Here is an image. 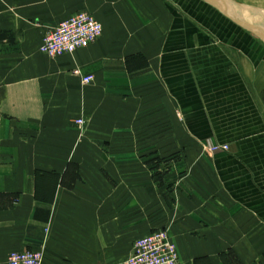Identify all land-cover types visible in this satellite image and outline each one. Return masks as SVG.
Wrapping results in <instances>:
<instances>
[{"label":"crops","instance_id":"crops-1","mask_svg":"<svg viewBox=\"0 0 264 264\" xmlns=\"http://www.w3.org/2000/svg\"><path fill=\"white\" fill-rule=\"evenodd\" d=\"M212 1L0 0V264L40 249L43 264H122L137 238L161 229L164 194L147 211L142 180L91 171L100 166L94 142L118 132V93L148 73L184 113L190 136L235 154H216L212 189L198 180L174 198L178 264H227L225 252L237 264H264V122L220 48H236L255 79L263 42L243 26L264 32V3ZM77 11L102 25L95 43L43 65L21 49L24 31ZM21 56L28 58L18 70ZM85 76L91 83L82 84Z\"/></svg>","mask_w":264,"mask_h":264},{"label":"rangeland","instance_id":"rangeland-1","mask_svg":"<svg viewBox=\"0 0 264 264\" xmlns=\"http://www.w3.org/2000/svg\"><path fill=\"white\" fill-rule=\"evenodd\" d=\"M259 1L264 3V0ZM172 3L181 6L179 0H172ZM167 4L173 7L169 2ZM257 6L264 7V4ZM78 12L86 11H77L76 13ZM181 15L184 14L181 13ZM94 19L96 20V18ZM96 21L98 22V20ZM190 23L198 28L194 22L190 21ZM58 24L53 26L38 25L36 26L37 31L34 33L22 31L25 38L22 40L21 49H26L25 52L28 57L32 56L31 58L38 65H43L44 61L53 63L61 56L72 55L77 50L84 49L79 48L72 53L57 57L45 52L43 50L45 35L56 28ZM244 45L248 46L247 38L244 40ZM207 47L209 46L207 45L205 48ZM261 47L264 48L262 43ZM220 48L224 51L223 59L228 61L226 64L229 63L231 67L238 70L241 76L243 74L247 92L259 109L264 122V63L258 62L256 68L258 72L255 73L254 79L251 63L247 62L246 58L236 48L232 46H220ZM250 49L260 51L258 54L263 53V50L259 49L256 44H251ZM28 57L21 56L19 57V64L18 61L15 62L18 70L23 69L24 62ZM214 63L211 60V63L207 65ZM151 74L148 73L144 77L134 76L130 81H132L131 86L136 88L130 89L129 87L122 93H118L117 98L122 101L121 106L117 108L119 113L118 132L113 137L100 139L101 143L104 140H109L110 146L108 147L104 148V146H100L101 143L94 142V148L97 150L91 153V157H94L100 166L99 169L95 168L91 171L96 173L95 175H101L103 180H142L138 184L143 183L144 185V210L147 208V211L156 210V195L164 194L165 206L159 209V216L162 219L159 228L167 230L170 235L174 220V215L171 213L172 205L175 203L174 198H177L179 193H186L188 190L198 187V180H203L207 187L212 189L214 187L213 180H220V174L216 167V154L221 152L230 156L235 154L228 144H209L207 139L202 140L204 141L202 142L190 136L183 119L184 113L179 107L169 104L168 92L159 85L156 86L153 80L155 75ZM85 78H89L87 83ZM152 80L154 81L153 84ZM91 81L92 77L90 76L81 79L84 85L91 83ZM142 82L144 85L141 84ZM246 111L248 112L247 109ZM126 113L127 115H125ZM79 120H81V124H78ZM75 125L82 128L84 121L77 119ZM213 147L218 149L217 152L212 150ZM161 210L164 212L162 213ZM156 215L154 213L149 217ZM223 257L227 264H237L230 252L223 253Z\"/></svg>","mask_w":264,"mask_h":264},{"label":"built area","instance_id":"built-area-1","mask_svg":"<svg viewBox=\"0 0 264 264\" xmlns=\"http://www.w3.org/2000/svg\"><path fill=\"white\" fill-rule=\"evenodd\" d=\"M102 35V26L90 14L78 12L45 35L43 50L53 57L88 47ZM54 49H52V47ZM89 78H85L87 83ZM81 124V120L78 121ZM212 150L217 152V148ZM178 252L167 230L157 229L137 238L130 257L124 264H178ZM43 250L12 252L8 264H43Z\"/></svg>","mask_w":264,"mask_h":264},{"label":"water","instance_id":"water-1","mask_svg":"<svg viewBox=\"0 0 264 264\" xmlns=\"http://www.w3.org/2000/svg\"><path fill=\"white\" fill-rule=\"evenodd\" d=\"M207 2H209V0H207ZM213 1L211 0V3ZM239 23V22H238ZM240 24V23H239ZM243 26V25H242ZM246 30H249L250 32L254 33V34H257V36L261 39V41L263 42L264 44V32L262 30H258L257 33L254 32L250 27H245L243 26Z\"/></svg>","mask_w":264,"mask_h":264},{"label":"bare ground","instance_id":"bare-ground-1","mask_svg":"<svg viewBox=\"0 0 264 264\" xmlns=\"http://www.w3.org/2000/svg\"><path fill=\"white\" fill-rule=\"evenodd\" d=\"M233 4V3H232ZM247 9V8H246ZM260 14H263V12H261ZM249 15V14H248ZM247 18V17H246ZM248 19H250V18H248Z\"/></svg>","mask_w":264,"mask_h":264}]
</instances>
